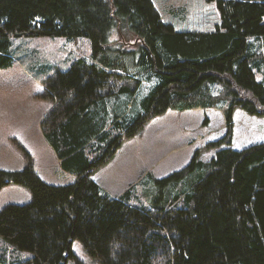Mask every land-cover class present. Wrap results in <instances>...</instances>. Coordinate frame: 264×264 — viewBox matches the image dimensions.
Segmentation results:
<instances>
[{
  "label": "trees",
  "instance_id": "obj_1",
  "mask_svg": "<svg viewBox=\"0 0 264 264\" xmlns=\"http://www.w3.org/2000/svg\"><path fill=\"white\" fill-rule=\"evenodd\" d=\"M216 1L218 28L191 32L167 24L153 0H0V69L13 64L10 36L92 42L89 59L49 76L39 93L54 103L43 133L75 180L46 181L29 153L24 168H0V189L14 183L32 193L0 210V236L32 256L18 262L2 252L0 264H68L75 240L101 264H264V142L233 147L235 109L264 116V50L252 44L264 39V0ZM131 100L142 106L135 116ZM218 107L226 133L205 145L209 161L198 148L182 168L140 182L167 197L162 206L132 204L136 185L115 197L94 179L150 120ZM209 122L205 113L202 125Z\"/></svg>",
  "mask_w": 264,
  "mask_h": 264
},
{
  "label": "rangeland",
  "instance_id": "obj_2",
  "mask_svg": "<svg viewBox=\"0 0 264 264\" xmlns=\"http://www.w3.org/2000/svg\"><path fill=\"white\" fill-rule=\"evenodd\" d=\"M153 1L163 20L167 24L173 25L177 31L213 32L221 24V15L216 0ZM252 44L254 51L261 52L264 50L263 38L253 39ZM7 54L12 57L13 64L9 68L0 69V168L5 170L22 169L27 164V153H29L33 159L35 169L39 174H42V178L46 181L54 184L73 182L75 177L73 178L70 173H65L63 177L59 176L58 168L60 167L57 166V160H52L42 149L47 144L48 148L53 151L50 144L45 140L40 125L42 114L48 108L50 101L40 98L39 93L44 90L43 82L49 76L56 74L58 71H67L76 61L91 57V40L87 37L10 36ZM263 72L264 67L258 73L259 80H263ZM156 81L157 78L144 81L139 92V100L142 101ZM116 83L119 86L126 82L118 80ZM128 83L135 87V82L128 81ZM213 88L215 92L220 91L218 85ZM132 105L133 100H131L128 113L135 116L142 106L139 101L135 103L134 108ZM112 106L115 107V103ZM202 111L204 116L207 113L210 122L207 128L201 124L194 130L197 136L189 143L191 145H188L185 141V137L189 133H182L188 132L186 123L192 125V129L195 127L194 124L197 118L193 113L188 122L181 119L183 115L181 111L176 110V113L171 115L173 116L171 119L175 120L174 115L178 116L179 114V118L176 119L175 123L181 130L174 128L170 131L172 137L179 135L175 137L173 145L171 144L172 139L169 132L168 135L164 134L163 137L158 136V129L155 130L158 127V122L154 121L158 117L150 120L145 129L136 137L123 142V147L121 146L122 153L118 159L120 165L105 171V179L103 180H111L113 177L120 180L124 175L123 168L130 169L129 162H133L136 169L137 166L130 157L131 154H139L146 160V163L153 165L152 161H156L163 152H168L170 155L167 157V161L159 165L158 173L160 174L164 173V167H167L166 170H172L178 169L183 164L186 158L184 153L176 156L177 154L173 150L180 149L181 151L184 149L186 152L185 149L188 146L195 144L198 145L199 149H202L200 159L209 161L214 151L205 149V145L225 135L226 119L221 107ZM151 121L153 124H150ZM234 124L233 147L235 149H244L264 142V116L251 115L241 108H236ZM148 127L149 130H147ZM192 129L191 131H193ZM166 137L169 138L168 141ZM176 142L181 143L177 145ZM122 165L124 167H121ZM151 169L154 170L153 166ZM113 182L115 183V181ZM135 187L130 202L136 206L154 210V207L162 206L161 203L165 204L168 200L167 197L159 200L161 192L153 190V188L151 190L150 186H141L140 184V186L136 185ZM155 192L157 193L155 194ZM31 200L32 193L24 186L12 183L0 189V210L9 203L27 204ZM73 250L77 258H71L68 264H101L96 258L87 253L84 245L79 240L74 241ZM2 252H7L9 256H12L18 262L27 260L32 256L29 251L12 247L6 239L0 236V253Z\"/></svg>",
  "mask_w": 264,
  "mask_h": 264
},
{
  "label": "crops",
  "instance_id": "obj_3",
  "mask_svg": "<svg viewBox=\"0 0 264 264\" xmlns=\"http://www.w3.org/2000/svg\"><path fill=\"white\" fill-rule=\"evenodd\" d=\"M53 106H54V103L50 101V104H49L48 108L42 114V117H41L42 120L46 116V114L51 110V108ZM181 112L183 114L181 119L183 121H185V122L190 121V116H192V113L197 118L196 119V123L194 124L195 127L192 129V125L186 123V126L188 128V132L182 133V134L189 133L188 136L185 137V141L188 143V145H191L189 143L192 142L193 139H195L196 136H197V133H195L194 130L197 127L201 126L202 121L204 119V112L202 111V109H190V110H185V111H181ZM175 113H176V110H171L167 114H165L164 116H160V117L154 119V121L156 120L155 122H158V127L155 128V130L158 129L157 130L158 136L163 137L164 134L168 135V132L170 134V131L172 129H174V128L179 129L177 124L175 123L176 119L179 118V114H178V116L174 115V117H175L174 119L175 120L171 119V117H173L171 115L175 114ZM186 114H188V115H186ZM42 120H41V122H42ZM150 124H153V122L151 121ZM40 125H41V123H40ZM205 127L207 128V126H205ZM41 129H42V126H41ZM191 129L193 131H191ZM147 130H149V127L147 128ZM155 130H153V131H155ZM42 133H43V130H42ZM43 135H44V133H43ZM170 136H171V134H170ZM177 136H179V135H177ZM177 136H173V137L171 136V139H172L171 144L172 145H173L175 137H177ZM44 138L50 144V142L46 139L45 135H44ZM166 138H167V141H168L169 138L168 137H166ZM177 139H179V138H177ZM177 139H176V141H177ZM180 143L176 142L177 145H179ZM45 144H46V142H45ZM166 144L169 145L167 142H166ZM50 146H51L53 151H51V149L48 148L47 144L44 147H42V149L44 150V152L47 153V155L52 160L53 159L57 160V163H58L57 166L60 167V168H58L59 172L58 171L57 172H58L60 177H63V176H65V173H70V172L65 171L63 169V167H62V159L58 156V154H57L56 150L54 149V147L51 144H50ZM122 147H123V145H122ZM122 147L120 148V150L117 152V154L114 156V158L109 163H107L105 166H102L93 175L94 179L98 182V184L103 189H105L107 192H109L112 196H115V197L122 196L125 192H127L131 187H133L135 185H139L140 186V182L141 183H142V181L144 182V180L147 179V175L149 173H152L154 176L161 178V177H164V176L168 175L169 173H171V172H173L175 170H178L179 168L183 167L185 164H187V163H189L191 161V159L193 157V154H194V151L197 148H199L198 145L195 144V145H192V146H188V148L185 149L186 152L184 151V149L181 150V151H180V149L173 150L177 154L176 156H180L181 154L183 155V153H184L186 158H185L183 164L180 165L181 167L179 166L178 169L166 170L167 167H164V169H163L164 173L163 174L158 173V169H159V165L161 163H165L167 161V157L170 155V154H168V152H163L162 155L159 156L156 161H152V163H154L153 165H149L148 163H146L145 162L146 160L142 156H140L139 154H136V155L131 154L130 157L136 163V166H137L136 169H135L134 163L133 162H129L130 163V169H128L127 167H124L123 165L121 166V167H124L123 170H124V175L125 176L123 175L120 180H118L116 178L114 179V177L111 178V180H103V179H105V174H104L105 171H109L110 169L114 168L116 165H120L118 163L119 162L118 159H119V157H120V155L122 153L121 152ZM172 147H175V146H172ZM174 152H172V153H174ZM203 161H206V160H203ZM138 163H139V165H138ZM152 166H153L154 170L151 169ZM117 167L120 168L119 166H117ZM151 170H153V171L150 172ZM163 171H161V172H163ZM70 174H72V173H70ZM40 176L42 177V174H40ZM46 177H48V176H46ZM74 177H75V175H73V178ZM54 181H56V180L54 179ZM113 181H115V183Z\"/></svg>",
  "mask_w": 264,
  "mask_h": 264
},
{
  "label": "bare ground",
  "instance_id": "obj_4",
  "mask_svg": "<svg viewBox=\"0 0 264 264\" xmlns=\"http://www.w3.org/2000/svg\"><path fill=\"white\" fill-rule=\"evenodd\" d=\"M19 170V169H18Z\"/></svg>",
  "mask_w": 264,
  "mask_h": 264
}]
</instances>
